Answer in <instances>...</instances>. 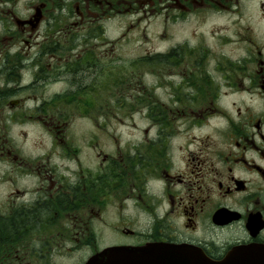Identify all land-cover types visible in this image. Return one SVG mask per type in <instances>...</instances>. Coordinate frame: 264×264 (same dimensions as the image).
<instances>
[{
  "label": "flooded vegetation",
  "instance_id": "1",
  "mask_svg": "<svg viewBox=\"0 0 264 264\" xmlns=\"http://www.w3.org/2000/svg\"><path fill=\"white\" fill-rule=\"evenodd\" d=\"M153 245L264 247V0H0V264Z\"/></svg>",
  "mask_w": 264,
  "mask_h": 264
},
{
  "label": "water",
  "instance_id": "2",
  "mask_svg": "<svg viewBox=\"0 0 264 264\" xmlns=\"http://www.w3.org/2000/svg\"><path fill=\"white\" fill-rule=\"evenodd\" d=\"M85 264H264V247H237L219 261H212L201 251L184 246L109 247Z\"/></svg>",
  "mask_w": 264,
  "mask_h": 264
},
{
  "label": "rangeland",
  "instance_id": "3",
  "mask_svg": "<svg viewBox=\"0 0 264 264\" xmlns=\"http://www.w3.org/2000/svg\"><path fill=\"white\" fill-rule=\"evenodd\" d=\"M70 260H63V263H67V262H69Z\"/></svg>",
  "mask_w": 264,
  "mask_h": 264
}]
</instances>
